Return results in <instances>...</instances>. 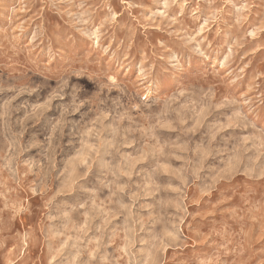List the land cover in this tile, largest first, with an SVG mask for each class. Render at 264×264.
Listing matches in <instances>:
<instances>
[{
    "label": "clouds",
    "instance_id": "obj_1",
    "mask_svg": "<svg viewBox=\"0 0 264 264\" xmlns=\"http://www.w3.org/2000/svg\"><path fill=\"white\" fill-rule=\"evenodd\" d=\"M0 264H264V0H0Z\"/></svg>",
    "mask_w": 264,
    "mask_h": 264
}]
</instances>
